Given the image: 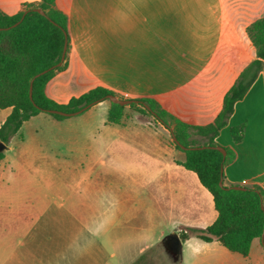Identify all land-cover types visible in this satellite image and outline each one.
<instances>
[{"label":"crops","instance_id":"1","mask_svg":"<svg viewBox=\"0 0 264 264\" xmlns=\"http://www.w3.org/2000/svg\"><path fill=\"white\" fill-rule=\"evenodd\" d=\"M37 1L0 0V10L12 15ZM55 7L69 17L70 40L65 68L45 85L49 98L66 103L102 85L120 98L152 97L196 125L215 118L238 72L257 58L246 27L264 17V0H55ZM109 106L104 99L61 120L40 112L5 146L0 264H264L260 238L246 256L215 239H180L214 221L212 195L178 163L183 153L163 131L125 115L110 123ZM9 112L0 108V124ZM241 124L233 142L230 127ZM215 142L233 152L223 185L264 189V59ZM172 235L176 250L165 243Z\"/></svg>","mask_w":264,"mask_h":264},{"label":"trees","instance_id":"2","mask_svg":"<svg viewBox=\"0 0 264 264\" xmlns=\"http://www.w3.org/2000/svg\"><path fill=\"white\" fill-rule=\"evenodd\" d=\"M34 8L41 9L44 14ZM22 15L18 24L0 30V108H10L9 114L0 124V142L5 146L13 136L21 137L20 128L24 121L40 112L46 113L44 111L50 109L72 112L95 100H101L107 94L117 95L114 90L97 85L79 96L71 97L66 103H57L49 98L44 90L45 85L57 71L65 68L64 58L60 66L34 79L32 100L35 106L29 98V81L34 74L60 60L65 37L67 45L70 40L69 17L55 7V0H39L24 3L22 9L12 15L0 10V27L12 25ZM246 32L255 47L257 58L238 72L234 83L223 96L219 112L211 122L196 125L180 121L149 96L134 97L141 103L128 105L110 102L106 118L110 123H120L125 115V107L129 106L154 117L167 128L171 127L177 141L186 147L182 149L171 141L183 153V160L178 163L196 174L200 184L212 195L217 213L211 224L204 228L189 227L179 234L180 239L185 240L191 235L203 241L215 239L227 250L242 256L248 254L252 240L260 238L264 229V189L257 185L244 186V189L219 186L222 166L231 159L233 152L224 148L226 154L223 156L214 146L218 145L215 138L220 129L227 124L235 103L243 98L256 78L264 59V17L249 24ZM142 103L147 104L150 110ZM49 115L58 120L67 118L58 114ZM243 128V124L230 127L233 142L241 140ZM3 156L1 150L0 160Z\"/></svg>","mask_w":264,"mask_h":264},{"label":"water","instance_id":"3","mask_svg":"<svg viewBox=\"0 0 264 264\" xmlns=\"http://www.w3.org/2000/svg\"><path fill=\"white\" fill-rule=\"evenodd\" d=\"M34 10L38 11V12L41 13V14H44V12H43L41 9H39V8H34ZM26 12H27V11H25V12L23 13V15H24ZM23 15H22V17H21L18 21H16V22L13 23L12 25H10V26H8V27H4V28L0 27V30H4V29L6 30V29H9V28L15 26V25L18 24V23L20 22V20L23 18ZM66 47H67V39H66V37H65L64 45H63V49H62V53H61L60 60H59L56 64L51 65L50 67H48V68H46V69H43V70L39 71L38 73L34 74V75L31 77V79H30V81H29V98H30L31 100H32V83H33L34 79L37 78L38 76H40V75H42V74L48 72L49 70H52V69H54V68L60 66L61 63H62L63 60H64V57H65ZM102 99H107L109 102H111V103H115V104H119V105H128V104H130V103H141L140 101H138V100H136V99H125V98H119V97H117V96L114 95V94H107V95H106L104 98H102ZM102 99H101V100H102ZM101 100H95V101H93V102H91V103H88V104L82 106V107L79 108L78 110H76V111H72V112H65V111H62V110H55V109L45 110L44 112L49 113V114H58V115L65 116V117H71V116H75V115H78V114L82 113L83 111L87 110L89 107H91L92 105L96 104L97 102H99V101H101ZM32 102H33V100H32ZM33 104H34V102H33ZM142 104L144 105V107H145L147 110H150V107H149L147 104H145V103H142ZM34 105H35V104H34ZM35 106H36V105H35ZM170 132H171L172 140H173L177 145H179L182 149H186V147H184L183 145H181V144L177 141V139H176V137L174 136V134H173L171 128H170ZM4 148H5V145H4L2 142H0V151H1V150H4ZM200 148H202V147H200ZM214 148H216L217 150H219V151L222 153V155L225 156V154H226V150L224 149V147H222V146H220V145H216V146H214ZM218 184H219V186L223 187L222 177H220V180H219ZM228 188L244 189V186H241V185H232V186H229ZM260 240H261L262 245L264 246V229H263V231H262V233H261ZM168 241L172 244V245H171V248L174 249V250H176L177 247H178L179 244H180V240H179V238H178L176 235L169 236L168 239L165 241V243H167Z\"/></svg>","mask_w":264,"mask_h":264},{"label":"rangeland","instance_id":"4","mask_svg":"<svg viewBox=\"0 0 264 264\" xmlns=\"http://www.w3.org/2000/svg\"><path fill=\"white\" fill-rule=\"evenodd\" d=\"M120 98V97H119ZM107 103H110L108 100H106ZM125 116H128L129 119L128 120H135L137 123H143L146 126L151 127L152 129L155 128H159L161 131H163L166 139L168 140L169 145L173 146L172 144V138H171V132H170V128H167L166 126L162 125L160 122H158L157 120H155L154 117L142 113L139 110H136L134 108H131L129 106H126L125 109ZM175 152L176 155L182 156V152L177 150L175 147ZM100 236L104 237V235L100 234ZM163 244V243H161ZM160 247L164 248L163 245H161Z\"/></svg>","mask_w":264,"mask_h":264},{"label":"flooded vegetation","instance_id":"5","mask_svg":"<svg viewBox=\"0 0 264 264\" xmlns=\"http://www.w3.org/2000/svg\"><path fill=\"white\" fill-rule=\"evenodd\" d=\"M166 245L170 248L172 244L168 241Z\"/></svg>","mask_w":264,"mask_h":264}]
</instances>
